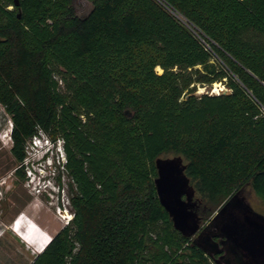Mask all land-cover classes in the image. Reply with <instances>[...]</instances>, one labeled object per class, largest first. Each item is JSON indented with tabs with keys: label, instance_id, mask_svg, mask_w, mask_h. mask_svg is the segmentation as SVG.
I'll list each match as a JSON object with an SVG mask.
<instances>
[{
	"label": "trees",
	"instance_id": "obj_1",
	"mask_svg": "<svg viewBox=\"0 0 264 264\" xmlns=\"http://www.w3.org/2000/svg\"><path fill=\"white\" fill-rule=\"evenodd\" d=\"M88 1L0 0L12 154L62 141L70 185L72 218L30 264H217L175 228L156 160L183 156L214 209L251 188L263 207L264 0Z\"/></svg>",
	"mask_w": 264,
	"mask_h": 264
},
{
	"label": "rangeland",
	"instance_id": "obj_2",
	"mask_svg": "<svg viewBox=\"0 0 264 264\" xmlns=\"http://www.w3.org/2000/svg\"><path fill=\"white\" fill-rule=\"evenodd\" d=\"M74 4L80 16L92 9L88 0H74ZM226 90L225 84L216 82L198 85L195 93ZM13 126V115L0 99V264H30L72 218L70 185L62 167L65 161L62 141L54 142L40 132L29 140L25 161L20 165L11 151ZM161 158L187 163L183 156L173 153ZM189 187L193 190L194 211L204 226L225 202L214 209V204L200 194L191 179ZM247 191L251 206L264 215V204L256 206L259 198L252 188Z\"/></svg>",
	"mask_w": 264,
	"mask_h": 264
},
{
	"label": "water",
	"instance_id": "obj_3",
	"mask_svg": "<svg viewBox=\"0 0 264 264\" xmlns=\"http://www.w3.org/2000/svg\"><path fill=\"white\" fill-rule=\"evenodd\" d=\"M156 166L157 195L176 229L192 237L194 243L211 256L222 253L221 245L228 244L229 252L217 259V264H264V215L251 206L249 191L236 193L217 211L213 221L219 233L214 235L209 226L202 229L201 220L194 211L186 165H182L180 159L159 158ZM214 236L225 240L215 241Z\"/></svg>",
	"mask_w": 264,
	"mask_h": 264
},
{
	"label": "flooded vegetation",
	"instance_id": "obj_4",
	"mask_svg": "<svg viewBox=\"0 0 264 264\" xmlns=\"http://www.w3.org/2000/svg\"><path fill=\"white\" fill-rule=\"evenodd\" d=\"M213 219H214V217L206 225H204V226L202 225V229L209 226V230H211L214 235H218L219 232H218L217 228L215 227V223H214ZM213 239L215 241H218V242H220L221 240H225L224 238H221L219 236H214ZM221 247L224 248L222 253L214 255V256H211L209 254L211 257H213L215 259V261L217 259H219L220 257L225 256L229 252V245L228 244H226L225 246L221 245Z\"/></svg>",
	"mask_w": 264,
	"mask_h": 264
},
{
	"label": "built area",
	"instance_id": "obj_5",
	"mask_svg": "<svg viewBox=\"0 0 264 264\" xmlns=\"http://www.w3.org/2000/svg\"><path fill=\"white\" fill-rule=\"evenodd\" d=\"M70 219H71V218H70ZM70 219H69V220H70ZM69 220H68V221H69ZM68 221H67V222H68Z\"/></svg>",
	"mask_w": 264,
	"mask_h": 264
}]
</instances>
